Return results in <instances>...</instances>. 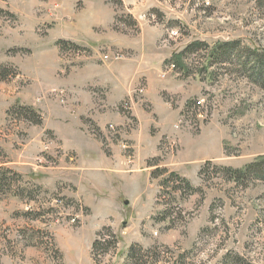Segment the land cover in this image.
<instances>
[{
    "label": "rangeland",
    "instance_id": "374dc122",
    "mask_svg": "<svg viewBox=\"0 0 264 264\" xmlns=\"http://www.w3.org/2000/svg\"><path fill=\"white\" fill-rule=\"evenodd\" d=\"M262 158L264 0H0V264H264Z\"/></svg>",
    "mask_w": 264,
    "mask_h": 264
},
{
    "label": "trees",
    "instance_id": "16d2710c",
    "mask_svg": "<svg viewBox=\"0 0 264 264\" xmlns=\"http://www.w3.org/2000/svg\"><path fill=\"white\" fill-rule=\"evenodd\" d=\"M261 160L264 161V158H262ZM256 165L255 164H251L245 170H235L234 173L236 174V176L242 175V174H244V172L254 168ZM1 172L2 171L0 170V191H1L2 187H3V185H4V182H5V180L3 179L2 175H1Z\"/></svg>",
    "mask_w": 264,
    "mask_h": 264
}]
</instances>
